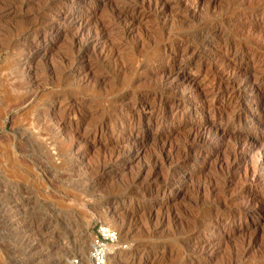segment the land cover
Wrapping results in <instances>:
<instances>
[{"label": "rangeland", "instance_id": "1", "mask_svg": "<svg viewBox=\"0 0 264 264\" xmlns=\"http://www.w3.org/2000/svg\"><path fill=\"white\" fill-rule=\"evenodd\" d=\"M165 1L0 0V264H264V0Z\"/></svg>", "mask_w": 264, "mask_h": 264}, {"label": "bare ground", "instance_id": "2", "mask_svg": "<svg viewBox=\"0 0 264 264\" xmlns=\"http://www.w3.org/2000/svg\"><path fill=\"white\" fill-rule=\"evenodd\" d=\"M58 1V0H57ZM82 1H84V2H86L87 0H82ZM155 1V0H154ZM157 1V0H156ZM162 1V0H161ZM165 1V0H164ZM263 1V0H262ZM65 2V1H64ZM79 2H80V0H79ZM166 2V1H165ZM200 2V1H199ZM257 2V1H256ZM159 3V2H158ZM253 3H254V1H253ZM57 4V3H56ZM59 4V3H58ZM155 4H156V2H155ZM160 4V3H159ZM163 4V3H162ZM251 5V4H250ZM250 5H248V6H250ZM253 5V4H252ZM255 5H256V3H255ZM261 5V4H260ZM170 6V5H169ZM247 6V7H248ZM165 7V6H164ZM166 9V8H165ZM241 9H243V8H241ZM248 9V8H247ZM122 10V9H121ZM116 11V10H115ZM123 11V10H122ZM114 12V11H113ZM120 12V11H119ZM116 13V12H115ZM194 13V12H193ZM119 14V16L120 15H124V13L123 12H120V13H118ZM117 14V15H118ZM119 16H117V17H119ZM122 17V16H121ZM121 17H119V18H121ZM122 18H124V17H122ZM136 21V20H135ZM134 21V22H135ZM185 24V23H184ZM38 25V24H37ZM39 26V25H38ZM97 41V40H96ZM142 44V43H141ZM229 45H232L231 43L229 44ZM202 48V47H201ZM262 48H264V47H262ZM237 50V49H236ZM263 50V49H262ZM233 51V50H232ZM199 52H201V51H199ZM234 52V51H233ZM241 54H244V53H241ZM232 61V60H231ZM224 62V61H223ZM227 63V62H226ZM229 63V62H228ZM224 64V63H223ZM225 65V64H224ZM173 68V67H172ZM217 68V67H216ZM218 69V68H217ZM237 70L238 71V74L236 73L233 77H231L230 76V78L229 79H226V80H223V78H222V76L220 77L223 81H222V85L225 87V88H229V89H231V93H232V96H234V97H237V96H239V94H242L243 92H241L242 91V89H243V91H245L247 88H248V86H250V82H249V79H247V76H248V72H247V69L245 68V67H243L242 65H239V64H237V63H229L228 65H225V67H224V69L221 71V73L222 74H224V73H227V72H229V70ZM228 70V71H227ZM233 70H232V72H233ZM170 71V73H171V70H169ZM173 71V70H172ZM236 71V72H237ZM231 72V71H230ZM169 73V74H170ZM175 73V72H174ZM173 74V73H172ZM230 74V73H229ZM175 76H177L178 78H184L183 76V70L181 71V70H179V71H177L176 72V74H175ZM246 78V79H245ZM185 79V78H184ZM192 85V84H191ZM173 86V85H172ZM240 86H242V89L240 88ZM220 87V86H219ZM162 88H163V86H162ZM224 89V88H223ZM258 92V93H257ZM257 92H256V94H257V96L255 97L256 99H255V101H258V97L260 96V91H259V89H257ZM244 94V93H243ZM242 104H244V103H242ZM242 104H238V106H241ZM258 109H257V114H256V117H255V123L252 125L253 127H254V129H259V128H261V127H263L264 128V103H260V104H258ZM239 108V107H238ZM244 108V107H243ZM155 110V109H154ZM159 110L160 109H156L153 113H152V117H154V118H159L158 117V114H159ZM151 112V111H150ZM161 115V114H160ZM150 119V118H149ZM162 120H163V118H161ZM230 119V118H229ZM151 120V119H150ZM155 120V119H154ZM241 118L239 119V122H241ZM160 121V120H159ZM57 125V124H56ZM58 127V126H57ZM59 129H60V127H59ZM60 131V130H59ZM223 134V133H222ZM250 135V134H249ZM201 136V135H200ZM219 136V135H218ZM220 136H221V134H220ZM227 136H229V135H227ZM235 137V136H234ZM247 137V136H246ZM249 137V140H248V142L246 141H244L245 142V144H243L242 145V143L240 144L239 143V141L237 140V143H235L236 145L234 146V148H233V150H231L230 151V154H229V157L233 160L232 162L231 161H229V162H231L232 163V167H234V166H236L237 165V161L240 159L239 158V151L240 150H242V151H245V152H250L251 150H252V143L251 142H249V141H255V138L253 137L252 138V136H248ZM221 138V137H220ZM224 137L222 136V139H223ZM238 138H239V136H238ZM240 138H243V137H240ZM239 138V139H240ZM196 139H198L197 140V143L199 144V145H201V146H208L209 144H210V142L212 141V137H211V140L210 139H203V138H201V137H198V138H196ZM247 139V138H246ZM220 140V139H219ZM242 140V139H241ZM257 140V139H256ZM233 141L235 142L236 141V139H233ZM242 142V141H241ZM243 142V143H244ZM256 142V141H255ZM257 143V142H256ZM234 144V143H233ZM232 144V145H233ZM255 144V143H254ZM223 146V145H222ZM255 146V145H254ZM259 146V145H258ZM139 150H140V148L138 147V148H136L135 150L133 149V153L134 154H136V153H139ZM260 150V149H259ZM258 150V151H259ZM241 151V152H242ZM229 152V151H228ZM186 156V155H185ZM131 158H133V157H131ZM261 159H260V162L257 164V167H258V171H262L263 170V167H264V155L262 154V156L260 157ZM236 160V161H235ZM255 161V160H254ZM259 160H257V162H258ZM185 162V160H182V161H178L175 165H173L174 167L172 168V167H170L169 168V170H167V171H169V174H173V172H174V170H175V168L176 167H179L182 163H184ZM241 162V161H240ZM172 163H174V162H172ZM239 163V162H238ZM171 164V163H170ZM228 165V164H227ZM256 165V164H255ZM256 167V166H255ZM261 174V173H260ZM188 176V175H187ZM257 176H259L258 175V173H257ZM189 177V176H188ZM257 179V178H256ZM222 181V180H221ZM219 183H220V185H221V182H220V180H219ZM215 184H217V182L215 183ZM215 184H213V185H215ZM226 184V183H225ZM204 188V187H203ZM202 189V188H201ZM207 189V188H206ZM206 189L204 190V191H206ZM203 192V191H202ZM208 193V192H207ZM201 195V194H200ZM209 196V195H208ZM203 197L204 198H206L204 195H203ZM210 197H211V194H210ZM200 198V197H199ZM208 198V197H207ZM202 199V198H201ZM234 199V198H233ZM205 200V199H204ZM236 199H234V201H235ZM222 201H224V200H222ZM222 203V202H221ZM222 205V204H221ZM221 205H219L220 207H222ZM214 208H215V206H214ZM219 208V207H218ZM212 209V208H211ZM210 209V210H211ZM215 211H216V209H215ZM242 211H244V212H246V213H248V214H254V212L256 211V212H259V213H261V211H262V209H257V210H252V209H250V207H245L244 209H242ZM126 214H127V212H126ZM125 214V215H126ZM130 214H132V213H130ZM130 214H128V216L130 215ZM131 216V215H130ZM107 218V217H106ZM124 218V217H123ZM129 218V217H128ZM107 221H109L110 222V220H107ZM84 244H85V242H83L82 244H79L77 247L75 246L74 248L76 249V248H78L77 250H79V252H80V254L84 251V249H82V247H84ZM113 251H115V248L114 247H112L111 249H110V256H109V260H112L113 258H112V256H113ZM88 257V256H87ZM82 259V258H81ZM87 259V258H86ZM60 260V263L62 262L61 261V259H59ZM83 260H85V257H83ZM110 262V261H109ZM59 263V264H60Z\"/></svg>", "mask_w": 264, "mask_h": 264}, {"label": "built area", "instance_id": "3", "mask_svg": "<svg viewBox=\"0 0 264 264\" xmlns=\"http://www.w3.org/2000/svg\"><path fill=\"white\" fill-rule=\"evenodd\" d=\"M119 234L112 227L100 224L95 228L87 259H71L68 264H109L110 249L118 243Z\"/></svg>", "mask_w": 264, "mask_h": 264}]
</instances>
